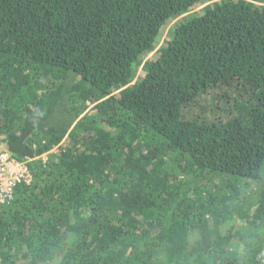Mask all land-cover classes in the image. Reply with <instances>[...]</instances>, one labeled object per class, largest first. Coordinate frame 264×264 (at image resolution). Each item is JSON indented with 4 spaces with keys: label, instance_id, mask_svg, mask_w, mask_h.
I'll list each match as a JSON object with an SVG mask.
<instances>
[{
    "label": "trees",
    "instance_id": "1",
    "mask_svg": "<svg viewBox=\"0 0 264 264\" xmlns=\"http://www.w3.org/2000/svg\"><path fill=\"white\" fill-rule=\"evenodd\" d=\"M3 152L0 264H264V0H0Z\"/></svg>",
    "mask_w": 264,
    "mask_h": 264
},
{
    "label": "built area",
    "instance_id": "2",
    "mask_svg": "<svg viewBox=\"0 0 264 264\" xmlns=\"http://www.w3.org/2000/svg\"><path fill=\"white\" fill-rule=\"evenodd\" d=\"M27 162H17L7 153L0 154V200L9 201L20 184H31Z\"/></svg>",
    "mask_w": 264,
    "mask_h": 264
},
{
    "label": "clouds",
    "instance_id": "3",
    "mask_svg": "<svg viewBox=\"0 0 264 264\" xmlns=\"http://www.w3.org/2000/svg\"><path fill=\"white\" fill-rule=\"evenodd\" d=\"M3 153H5V152H3ZM1 154H2V153H1ZM7 154H8V153H7ZM44 156H45V155H44ZM45 157H47V156H45ZM38 158H39V157H38ZM12 159H14V158H12ZM36 159H37V158H36ZM36 159H35V160H36ZM42 159L44 160V158H42ZM14 160H15V159H14ZM16 161H17V160H16ZM31 161H32V159H31V158H28L27 161H23V162H27V163H28V168H29V163H30ZM17 162H18V161H17ZM29 170H30V169H29ZM31 183H32V182H31ZM18 186H19V185H18ZM18 186H17V188H18ZM17 188H16V189H17ZM15 191H16V190H15ZM13 196H14V194H13ZM12 199H13V198H12ZM12 199H11V200H12ZM11 200H9V201H11ZM9 201H6V202H9Z\"/></svg>",
    "mask_w": 264,
    "mask_h": 264
},
{
    "label": "rangeland",
    "instance_id": "4",
    "mask_svg": "<svg viewBox=\"0 0 264 264\" xmlns=\"http://www.w3.org/2000/svg\"><path fill=\"white\" fill-rule=\"evenodd\" d=\"M165 32H167V29H165ZM164 32V33H165ZM166 35V34H165ZM165 35H164V37H165ZM163 41V38L161 39V41L159 42V45L161 44V42ZM42 158H44V161L46 162L47 161V157H45V156H42ZM37 160H39V158H37Z\"/></svg>",
    "mask_w": 264,
    "mask_h": 264
}]
</instances>
